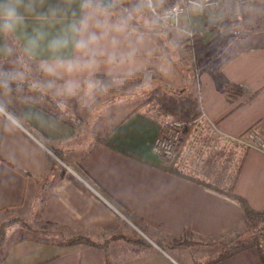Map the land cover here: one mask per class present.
<instances>
[{
  "label": "crops",
  "instance_id": "crops-1",
  "mask_svg": "<svg viewBox=\"0 0 264 264\" xmlns=\"http://www.w3.org/2000/svg\"><path fill=\"white\" fill-rule=\"evenodd\" d=\"M259 5L264 8V0H248L241 6L240 27L245 30L238 42L264 40V17L258 10ZM52 11L56 12L55 17ZM72 12H76L77 19L81 15L78 2L35 0L34 12L26 16L25 27L11 36H0V70L10 75L9 68L16 63L17 73L29 79L33 76L42 90L65 98V92L78 97L81 86L95 74L115 76L120 84L126 81L123 78L148 69L154 79L130 85L127 91L134 94L138 86L143 90L163 86L171 91L196 88L202 114L180 143L173 160L177 171L173 172L142 160H159L153 141L164 123L171 119L154 107L128 116L145 93L135 97L119 118L111 117L107 123L113 127L109 141L139 157L134 158L103 143L92 142L84 149L78 127L28 103L26 97L31 98L28 91L16 94L0 86V107L4 109L0 114V157L31 175L27 179L0 162V213L11 210L24 215L34 208L36 220L80 228L83 234L96 240L114 234L126 235L132 240L126 232V223L142 227L144 231L139 229L147 235L148 243L138 245L117 238L105 251L91 246L25 239L2 251L0 264H202L216 257L221 250L220 241L247 226L238 198L255 210H264V49L237 52L236 42L227 57L237 53L222 64L225 77L244 90L233 101L218 89L209 65H199L197 61L192 66H182L175 59L170 51L175 43L179 58L184 53L179 51L180 41V45L178 40L170 42L172 34L167 35L164 45L157 34L138 30L142 40L137 34L128 39L121 37L116 50L119 56L134 48L131 62L109 65L106 56L98 57L100 66L91 73L58 70L53 76L56 79H52L41 70V63L52 64L57 58L76 60L82 55L75 50L71 38L69 47L60 53L54 54L48 47L52 39L63 34ZM61 17L66 18L61 20ZM184 18L183 28L205 27L207 23L192 16ZM34 30H42L45 36L38 50L30 55L25 49L27 38L35 35ZM11 40L16 46L12 47ZM22 61L28 62L30 68L21 71ZM108 96L116 99L120 94ZM105 97L87 107V119L106 118L110 101H104ZM16 114L31 127L24 126ZM104 126L101 123L97 130ZM35 129L46 136L50 145L63 151L66 162L53 155L45 140L35 138ZM51 159L55 161L53 169ZM58 168L66 170L60 178ZM231 188L232 194L227 192ZM157 239L191 243L163 249L155 244ZM211 264H264V252L248 247Z\"/></svg>",
  "mask_w": 264,
  "mask_h": 264
},
{
  "label": "trees",
  "instance_id": "trees-1",
  "mask_svg": "<svg viewBox=\"0 0 264 264\" xmlns=\"http://www.w3.org/2000/svg\"><path fill=\"white\" fill-rule=\"evenodd\" d=\"M247 0H219L217 8H216V16L217 20L219 22V25L222 29L225 30H231L235 29L240 25V19H239V10L241 6L246 3ZM128 6V5H125ZM132 26L136 27L139 31L146 32V33H153L158 34L161 33V29H155L150 30L148 28L142 27L141 25H138L137 22L134 20L132 22ZM12 47L16 46L14 40H11ZM180 44H185L186 48L188 49H198L205 44H207L205 38L199 33V32H192L190 36H185L180 40ZM187 44V45H186ZM235 50L237 52L239 51H247L252 49H264V40L262 41H242L238 42L234 46ZM236 52V53H237ZM234 53V54H236ZM231 55L227 58H225L219 65H210L208 67V70L214 75L216 85L219 90L226 96V98L229 101H233L236 99L239 95H241L244 90L243 88L231 81H229L225 75L222 72V64L226 62L230 57L234 56ZM0 73H3L4 75L0 76V86H3L10 90L11 92H14L16 94H19L18 91H28V95L31 98L26 97V101L28 103L33 104L37 108L42 109L46 113L50 114L51 116L60 119L64 121L65 123L73 126L76 128L78 125L75 123V120H73L71 117L69 118H62L60 115L57 114L55 111V108L58 107V104L55 102L54 98L51 94H49L47 91L42 90L38 87H33V85H30L28 80L22 81L21 79H11V75L2 72L0 70ZM52 79H56L53 76H48ZM154 79V76L152 74L151 70H144L142 72H138L132 76H129L127 78H123V80H126L121 84L118 83L120 80L119 78L112 76V75H104V74H95L91 76L82 86L80 89H86L87 88V82L92 81L97 84V87L89 94L87 95L83 100L79 101V106L82 110V112H85L89 104L94 102L98 96L102 93H109V94H117L121 92V90L125 87H128L130 85H134L137 83H148ZM6 85V86H5ZM33 97L44 100L49 104V106H44L40 103H38L39 100L34 99ZM146 107H154L157 109V111L164 117H170L171 120H177L187 123V128H185L183 138L185 134L187 133V130L191 126V124L202 114L199 104V94L196 88L190 91H171L166 89L163 86H155L151 88L145 96L139 101V103L129 112L128 116L133 114L134 112L146 108ZM17 119L23 123L24 126H27L28 128L31 127L28 122L24 120L23 117L19 115H15ZM113 130V127H103L98 132H94L92 134L93 140L95 144L103 143L107 146H110L114 149H117L118 151L124 152L134 158H139L133 154L127 153L124 150L120 149L119 147L115 146L113 143L109 141V135L111 134ZM32 132V131H31ZM33 135L38 140L42 139L45 140V144L49 147L50 151L53 153V155L60 159L64 160L63 151L60 148L53 147L46 141V136L42 134L41 132H37L33 130ZM181 140V142H182ZM180 142V143H181ZM159 160L157 162L151 160V159H142L143 161L150 163L152 165H156L159 168H162L163 170L167 171H177L173 167V160L167 159L159 155ZM0 162L5 163L12 169L16 170L17 172L24 175L27 179L31 178V175L22 170L21 168L15 166L14 164L5 161L0 157ZM54 160H50V164L52 169L54 168ZM64 168H58L57 171V177L60 178L65 173ZM179 174V172H177ZM49 186V184H48ZM50 188V187H49ZM228 193L232 194V188L227 190ZM239 202L241 204L242 210H243V217L244 220L248 226V230L252 233L249 238H247L244 241H239V237L241 236L240 232H235L232 237L225 238L220 241L221 243V250L220 253L213 257L206 262L202 264H211L217 261H220L222 259H227L238 252L248 248V247H255L258 249L260 253L264 252V248L261 244V238L264 237V231L256 226V223L263 222L264 221V210H255L251 208L247 202L242 199L238 198ZM39 218V214H38ZM17 221H22L21 219ZM39 221V227L36 229H31L30 227L27 228V233H25L23 236H20L14 240H12L5 248V250L12 245H14L16 242L25 240V239H33L37 241H43L48 243H64L66 245L79 247V246H91L96 248H101L105 251L108 250V246L110 242L117 238H124L126 240L132 241L138 245H148L147 242L141 240V239H135L132 240L126 238V236L122 234H116L111 236L110 238H106L103 240H96L93 239L85 234H83L80 231V228H71L63 225H59L56 223L51 222H44L40 219ZM23 223V222H22ZM3 227V226H2ZM142 231L144 229L140 226H138ZM3 229L1 228L0 233V244H2L4 236H3ZM50 231H54V233H58L60 236L59 240H56L52 238L51 236H48L50 234ZM160 246H165L167 244H170L171 242H166L162 239H157L155 241ZM175 243V242H174ZM191 242L187 240L179 241L175 244L184 245L189 244ZM0 255V259H1Z\"/></svg>",
  "mask_w": 264,
  "mask_h": 264
},
{
  "label": "clouds",
  "instance_id": "clouds-1",
  "mask_svg": "<svg viewBox=\"0 0 264 264\" xmlns=\"http://www.w3.org/2000/svg\"><path fill=\"white\" fill-rule=\"evenodd\" d=\"M35 0H0V36L8 37L25 27L28 14L34 12ZM78 2L81 15L76 18V12H72V19L63 29V34L50 41L48 47L52 53H60L69 47L70 38L74 42V48L81 53L76 60H62L57 58L54 63H41V70L48 76H55L58 70L67 73L97 70L100 66L98 57L106 56L109 65H123L125 61H132L135 49L127 53L117 55V48L121 43L120 38L128 39L137 34L142 40V34L132 26L135 20L138 25L151 29L160 19L168 20L179 15V6L165 10L164 15L159 14L166 0H69V3ZM193 7H197V0H191ZM128 5V6H125ZM51 15L56 16L52 11ZM66 17H61V20ZM44 19V17H41ZM35 35L27 38L26 52L34 54L40 41L44 39L42 30H34ZM111 49V51H109ZM11 51V49H7ZM4 75L0 73V76ZM23 73H16L10 78L23 79ZM6 86V85H5ZM36 87V85H33ZM49 87H52L49 84ZM97 84L88 81L87 89L91 92ZM69 91H72L70 88ZM4 109L0 107V114Z\"/></svg>",
  "mask_w": 264,
  "mask_h": 264
},
{
  "label": "rangeland",
  "instance_id": "rangeland-1",
  "mask_svg": "<svg viewBox=\"0 0 264 264\" xmlns=\"http://www.w3.org/2000/svg\"><path fill=\"white\" fill-rule=\"evenodd\" d=\"M262 2H261V4H262ZM258 10L262 11L261 15L264 17V8H261L259 5ZM192 19H195L198 21L206 20L207 23H206L205 27H196V25H195L190 29L189 25H187L186 28H183V26L185 27L184 24L186 23V20H185L184 16L182 15V16H180V18L178 20L180 23V26L178 25L179 27L177 26V28L169 25L167 22L159 20L157 22V24L153 28L150 29L151 31L155 30L157 28L161 29V33L158 34V37L162 38L164 45L167 44L166 38H167L168 34H172L171 35L172 38L170 39L171 40L170 42H175L176 40H178V44H179V41L183 37L190 36V34L195 30L200 31V33L205 37V40L207 42V44H205L204 46L194 50V49L186 48L185 44H181V45L179 44L180 45L179 51L184 53V55L182 54L183 57H181V58H179L181 55L179 56L178 52L175 50L176 49V43H175L174 49L173 48H172V50L170 49L172 55L175 56V59L179 63H181L182 66H185V65H187V66L191 65L192 66L193 62H197V61H199L198 62L199 65H205V66L218 65L224 58H226L228 55H230L233 52L234 44L243 39V36H244L243 31L245 30V28L240 27V25L235 29L225 30V29H222L220 27L219 23L217 22L218 21L217 16L200 17L197 15H193ZM192 19L190 21H193ZM140 25L142 26V24H140ZM258 38L262 39L263 36H258ZM173 45L174 44H172V46ZM177 47H178V45H177ZM16 60L17 59H14V61H16ZM208 60L210 62H207ZM21 64H23V66L20 65L22 67V68L20 67L21 71L23 69L27 70L30 68V64L28 62L24 63V61H22ZM11 68L12 67H10L9 69L11 70L10 75L12 76V75L17 73V70H16L17 64L15 63V65L13 66V68H12L13 71ZM191 68H192V70H194V66ZM29 71H31V70H29ZM31 77H32L31 78L32 80L29 79V76H27V78L24 76L22 81L28 80L30 85H38L36 87L41 88V85L33 79V76H31ZM120 84L122 85V83H120ZM137 84H141V83H137ZM128 87L123 88L121 90V92L118 93V94H120V96L117 97L116 99H113L112 96H108L109 93H102L98 96L97 99L102 98V96L105 95L106 97L103 100L104 101L105 100L110 101V107L107 108L108 110H107L106 118L94 117V118L87 119L86 114H85L86 111L82 112V110L78 106L79 101L83 100L87 95H89L94 90L93 89L91 92H89L87 88L80 90L78 97L74 96V93L71 94L69 92H65V98H60L61 96L59 97L57 95L52 96L54 98L55 102L58 104V107L55 108V111L61 117H64V118L71 117L73 120H75V123L78 125L77 127L79 129L78 135H79V138H81V139H79V140H81V144H82L81 146L84 147V149H85L86 147L91 145L92 142H94L92 134L94 132H98L97 128H98V126H100L101 123L108 126V124H107L109 122L108 119L112 120L111 117L113 119L119 118L122 115L123 111L126 109V107L129 105V103H131L132 101H135V99H136L135 97H137V96L142 97L141 95H143V93L146 94L149 91V90H147V87H146V89L144 88V90H143V88L141 86H138L137 89L139 88L138 89L139 92H137L138 91L137 90L133 94V91H131V92H130V90L127 91ZM33 98L37 99L35 97H33ZM37 100L40 101V99H37ZM41 102H42V100H41ZM42 103L46 104V102H42ZM47 105L49 106V104H47ZM108 111L110 112V114H108ZM96 119H98V120L96 121ZM170 120H168V121H170ZM106 126H104V127H106ZM108 127H111V126H108ZM102 128L103 127H101L100 129H102ZM179 145L177 146L176 153L178 151ZM59 161L66 162V160H60V159H59ZM19 219H21L22 221H17ZM39 225H40L39 221H37L36 217H35L34 208L31 209V211L27 212L24 215H22L16 211H11V210L1 212L0 213V233H1V228H2L4 239H3L2 244H0V255H1V252L5 250L6 246L12 240H14L20 236H23L25 233H27L26 231H27L28 227H30L31 229H36L39 227ZM124 226H126V228H127L126 232H127L129 237H132L135 239H141L145 242L147 241V235L144 232H142L139 228H137L136 226L132 227L131 225H127L126 223H124ZM256 226L260 227L264 231V221L256 223ZM239 232L241 233V236L238 239L239 241L246 240L252 234L247 229V226H243V229H241ZM49 233L50 234H48V236H51L52 238H54L56 240L60 239V236L58 233H54V231H50ZM114 235H116V234H114ZM111 236H113V235H111ZM110 237H107V238H110ZM103 239H106V238H103ZM103 239H101V240H103ZM180 241H182V240H180ZM174 242L177 243L179 241L173 240V241H171L170 244H167L165 246H160L157 243H155V244L164 249V248L172 246V245H179V244H175ZM261 244L264 245V237L261 238Z\"/></svg>",
  "mask_w": 264,
  "mask_h": 264
},
{
  "label": "built area",
  "instance_id": "built-area-1",
  "mask_svg": "<svg viewBox=\"0 0 264 264\" xmlns=\"http://www.w3.org/2000/svg\"><path fill=\"white\" fill-rule=\"evenodd\" d=\"M218 2L219 0H197L198 6L194 8L191 0H166L163 9L159 10L161 16L164 15L165 10H169L176 6H179L180 13L174 18L160 20L177 27L179 25L178 20L182 15L187 16L188 18L193 15L200 17L215 16ZM187 125V123L177 120L166 121L153 141L154 152L164 158L174 160L177 146L183 138Z\"/></svg>",
  "mask_w": 264,
  "mask_h": 264
}]
</instances>
